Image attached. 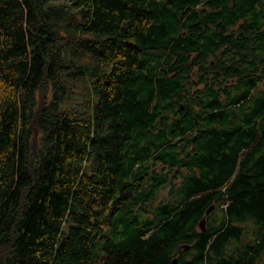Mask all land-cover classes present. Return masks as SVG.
Masks as SVG:
<instances>
[{
	"label": "trees",
	"instance_id": "trees-1",
	"mask_svg": "<svg viewBox=\"0 0 264 264\" xmlns=\"http://www.w3.org/2000/svg\"><path fill=\"white\" fill-rule=\"evenodd\" d=\"M173 259L264 264V0H0V264Z\"/></svg>",
	"mask_w": 264,
	"mask_h": 264
},
{
	"label": "rangeland",
	"instance_id": "rangeland-1",
	"mask_svg": "<svg viewBox=\"0 0 264 264\" xmlns=\"http://www.w3.org/2000/svg\"><path fill=\"white\" fill-rule=\"evenodd\" d=\"M70 86L72 85V83H68ZM81 87V85H77L76 87L74 86L75 88V92L72 94L73 98L72 101H77L78 103L81 102V101H86L87 97L84 95V93L82 92H78L79 91V88ZM85 91V90H84ZM70 105H72L73 102H69ZM81 105V104H80Z\"/></svg>",
	"mask_w": 264,
	"mask_h": 264
},
{
	"label": "water",
	"instance_id": "water-1",
	"mask_svg": "<svg viewBox=\"0 0 264 264\" xmlns=\"http://www.w3.org/2000/svg\"><path fill=\"white\" fill-rule=\"evenodd\" d=\"M213 204H211V206L208 208V209H206V212H205V214H207L212 208H213ZM198 224H199V227L201 228V229H204V227H205V217H202L201 218V220L198 222ZM187 247V246H186ZM172 263L174 264L175 263V259H173L172 260Z\"/></svg>",
	"mask_w": 264,
	"mask_h": 264
}]
</instances>
